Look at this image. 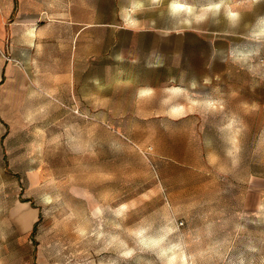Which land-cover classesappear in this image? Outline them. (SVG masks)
Listing matches in <instances>:
<instances>
[{
    "label": "rangeland",
    "instance_id": "rangeland-1",
    "mask_svg": "<svg viewBox=\"0 0 264 264\" xmlns=\"http://www.w3.org/2000/svg\"><path fill=\"white\" fill-rule=\"evenodd\" d=\"M45 3L46 86L0 98V264H264V209L245 210L264 180V0Z\"/></svg>",
    "mask_w": 264,
    "mask_h": 264
},
{
    "label": "crops",
    "instance_id": "crops-1",
    "mask_svg": "<svg viewBox=\"0 0 264 264\" xmlns=\"http://www.w3.org/2000/svg\"><path fill=\"white\" fill-rule=\"evenodd\" d=\"M45 10L54 11L45 0H0V98L13 93L23 96L29 84L34 88L46 86L45 76L40 74L47 63L46 43L56 40L59 30L55 23L43 20ZM48 46L55 48V44ZM50 57H54L53 51ZM259 182L263 185L258 183L245 199V210L251 213L264 209V180ZM253 197L257 210L251 206Z\"/></svg>",
    "mask_w": 264,
    "mask_h": 264
},
{
    "label": "clouds",
    "instance_id": "clouds-1",
    "mask_svg": "<svg viewBox=\"0 0 264 264\" xmlns=\"http://www.w3.org/2000/svg\"><path fill=\"white\" fill-rule=\"evenodd\" d=\"M154 3H155V0H154ZM222 6H223L222 4H216V5H213L211 7L204 8V9L201 10V14L198 15V16H195L194 19L197 22H200V21L204 20L207 17L208 13H210V12L214 13V14L218 13ZM142 8H143V4L137 2V3H135L133 5L131 11H127V12L122 13V17L121 18L124 21V24L126 26L132 27V28L137 27L138 26V21L133 18V13H135L136 11H138V10H140ZM169 11H170V14L173 15V16H177V15H180V14H185V15H189L190 16V15L193 14L194 10H193V8L187 7L183 3H181V0H172V3L169 5ZM228 15L230 16V18L232 20L236 19V15L232 14L230 10H228ZM184 23H190V21L185 20ZM28 35L32 36L33 33L29 32ZM253 38H255V39L264 38V29H261V31L259 33L254 34ZM151 94H152L151 90H146V91H143V92L140 93V95H143V96H148V95H151ZM180 95H186V93H182L180 89L168 90L169 99L165 100L164 103L168 104V103H170L172 98L178 97ZM193 107H195V104H193ZM184 113H185V108L183 106H175V107H172L170 109L168 115H170L172 117H179V116L183 115ZM230 126L231 125H229V127ZM135 235L140 240V243L144 244L146 247L152 245V243H153L152 241H145L143 239V236H144V230L143 229L138 230L135 233ZM117 239L118 238H113L112 243H115L117 241ZM174 250H178V249H174ZM130 254L131 253H129V255ZM180 261H182L181 257L173 255V256H170L168 258L166 264H178V262H180Z\"/></svg>",
    "mask_w": 264,
    "mask_h": 264
},
{
    "label": "bare ground",
    "instance_id": "bare-ground-1",
    "mask_svg": "<svg viewBox=\"0 0 264 264\" xmlns=\"http://www.w3.org/2000/svg\"><path fill=\"white\" fill-rule=\"evenodd\" d=\"M182 259H183V257H182ZM186 262V261H185ZM182 264H184V260H182Z\"/></svg>",
    "mask_w": 264,
    "mask_h": 264
}]
</instances>
